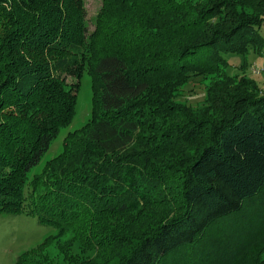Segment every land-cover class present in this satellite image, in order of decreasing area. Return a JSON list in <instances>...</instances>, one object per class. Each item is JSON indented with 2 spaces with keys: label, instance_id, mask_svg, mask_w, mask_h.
<instances>
[{
  "label": "trees",
  "instance_id": "trees-1",
  "mask_svg": "<svg viewBox=\"0 0 264 264\" xmlns=\"http://www.w3.org/2000/svg\"><path fill=\"white\" fill-rule=\"evenodd\" d=\"M84 1L0 0V215L59 231L15 264L74 242L95 257L71 264H264V235L223 224L264 196V90L225 58L263 46L264 0H103L91 30ZM86 70L90 119L28 183ZM193 77L196 109L177 103Z\"/></svg>",
  "mask_w": 264,
  "mask_h": 264
},
{
  "label": "rangeland",
  "instance_id": "rangeland-1",
  "mask_svg": "<svg viewBox=\"0 0 264 264\" xmlns=\"http://www.w3.org/2000/svg\"><path fill=\"white\" fill-rule=\"evenodd\" d=\"M188 0H178V2H184ZM192 2H197L200 0H190ZM85 7L87 9V22L89 29H93L95 19L103 5V0H85ZM121 13V12H120ZM151 14V13H150ZM145 15V13H144ZM142 15L141 17H144ZM152 15V14H151ZM118 16V11L113 17ZM150 16V15H145ZM264 36V29L262 30ZM121 40V38L119 37ZM130 52V49H128ZM227 66L226 73L229 76L242 78L247 77L254 80L257 85L264 90V44L258 50L253 48H248V52L245 54H226L225 55ZM70 83L74 82L72 78H68ZM210 81L203 80L201 77H193L191 80L180 90L177 103L186 104L192 108H198L203 105L206 101V88L209 86ZM92 78L89 72L84 73L83 77L80 79V89L78 92V99L76 105V115L67 127L61 129L58 137L53 141L48 152L44 155L42 161L38 166H36L29 174L28 183L36 175H40L46 163L55 157L59 156L63 151V143L65 137L70 133L74 132L88 122L91 116V108L93 101V91H92ZM181 145H176L173 148L177 151L180 150ZM163 194V193H162ZM263 202V203H262ZM264 196L260 197L258 200L248 203L245 206L244 212L249 214H255L257 211L258 219L253 216V222H247L249 217H235V219H226L223 221L238 225H246L250 223L252 230L243 232L242 236H237L239 240H244L247 238L249 233H256L257 235H264ZM222 224V225H223ZM221 225V226H222ZM54 225H40L36 217L29 215H19L17 217H5L0 215V264H15L17 258L22 254L36 248L41 243L45 241L46 238L52 236V242L56 241L58 230H56ZM250 227V228H251ZM217 231V229L215 230ZM214 231V232H215ZM212 234V238L215 239ZM73 234L68 232L65 237L60 238V245H63L66 241L71 243ZM224 236H219V239H224ZM228 238L224 239L226 241ZM234 244V242H233ZM58 244H53L47 249V254L53 261V264H71L72 260L86 258H94L95 253L86 251L82 254L81 246L77 242L73 243L71 249H67V254L61 253L57 250ZM84 251V249H83ZM41 257L38 260H43L46 256V250L40 251ZM83 255V256H82Z\"/></svg>",
  "mask_w": 264,
  "mask_h": 264
}]
</instances>
